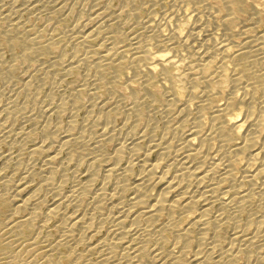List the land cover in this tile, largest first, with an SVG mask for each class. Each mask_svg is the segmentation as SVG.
<instances>
[{
  "label": "bare ground",
  "instance_id": "obj_1",
  "mask_svg": "<svg viewBox=\"0 0 264 264\" xmlns=\"http://www.w3.org/2000/svg\"><path fill=\"white\" fill-rule=\"evenodd\" d=\"M244 2L245 0H174L172 4L174 7L164 20L165 23L149 20L147 35L142 37L135 35L137 31L134 32V36L132 34L135 40L133 46L117 44L119 34L112 33L110 28L104 27V23H98L102 19L98 21L95 17L97 23H94L96 22L94 19L91 20L92 26L81 24L84 22L76 24V31L80 34L77 41L80 44L84 42L85 45L86 41L94 37L104 38L99 46L87 47L85 55L83 52V58L80 57L85 63H89L90 57L94 59L96 74L93 81L101 82L105 71L112 74L110 80L102 82L109 93L108 99L99 101L95 107L98 111L102 110L99 118L96 117L98 118L96 121L101 123L99 135L101 137H97L99 139L87 137L84 132L72 135L68 129V132L65 130V133L59 136L58 145L54 146L53 142L57 138L54 134L50 135V132H55L57 125L48 126L46 123L43 128L44 139L42 138L43 140L33 150L47 152V163L38 171H34L33 167H26L24 176L27 179L34 176L43 177L45 183L33 189L23 200L19 197L20 191L23 190L21 185L13 191L9 186L12 181L10 177H2V169L10 165L13 153H9L11 156L8 154L4 162L5 167L0 168V182L4 180L8 185L2 187L1 184L4 183H0V200L14 205L13 213L24 206L31 208L28 215L20 220L19 231L26 230L42 216L44 226L49 216L56 214L60 217L62 234L61 239L55 242H49L38 234L27 243L24 250L18 245L17 238L9 236L10 230L0 229V239L5 240V244L8 245L7 251L2 252L4 254L1 257L2 261H7L8 264H63L61 257L56 254L63 243L71 242L73 248H77L82 242H89L91 250L98 249L107 258L119 251L120 257L114 260L115 264H264V15L261 13L260 5L252 3L247 22L243 19L246 24L243 23V28L238 32L242 39H234L236 32L229 22L236 19L239 12L243 10L246 12ZM26 6L28 7L29 3ZM14 9L16 10V7ZM4 12L0 9V19L12 16H9L10 11L7 14ZM169 23H174L175 26L170 27ZM258 23L263 24L259 32L254 37L247 36V30ZM39 24L29 19L23 24L8 28L6 26V29L0 26V43L9 48L13 58L9 62L11 57L8 56L6 63L5 57L2 58L4 54H0V78H6L7 82L8 80L11 82L19 72L22 76L27 73L33 74L31 72L33 69L36 70L41 57H52L56 33ZM167 25L170 28L164 31ZM150 43L161 48L155 47L154 50H150L148 48ZM54 62L53 60V65H56ZM125 72L130 73L129 76H125L126 80L124 76L122 77ZM120 77L123 85L119 88L116 83ZM139 85L148 90L142 99L135 93ZM155 86L164 92V102H160L164 104L162 109L165 112L177 111L179 123L175 128L181 130V135L177 137L175 143L167 142L160 137L154 139L148 136V145L141 153L138 149L141 144L138 145V141L139 138L145 137L143 130L141 131L143 134L138 133V136L129 132L123 137L122 135L115 137V120L110 116L115 114L112 112H118V108L123 104V98L130 90V94L127 95L132 96V99L129 98V105L125 102L128 106H123L122 111L127 118L131 114L137 117L143 102L154 95ZM37 87H40L39 84ZM89 90L90 98L93 99L97 93L96 88L91 87ZM35 91L37 92L38 88ZM80 95L78 92L72 97L60 96V107L67 102L77 106ZM12 100L6 104L0 102V142L4 140L7 132L12 130L6 125L7 119L4 121L2 117L4 111L10 113L15 109ZM20 105L17 107H21ZM32 105L34 108L35 104ZM71 105L73 109L74 105ZM91 106L89 105V114L93 109ZM205 109L209 111L207 123L203 120ZM48 113L50 115V111ZM168 114L170 117V112ZM72 116L70 117L74 119V115ZM49 117L51 119V116ZM11 121L15 123L14 119ZM186 124L188 126L184 129ZM83 125L86 126L85 123ZM25 131L30 134L28 132L30 130ZM235 136H239L240 141H235ZM103 139L116 143L111 155L105 153ZM153 149L156 150L155 159L150 157V151ZM64 150L69 154H67L69 157H66L68 161L58 162L60 153ZM74 151L77 152L79 159L80 155L90 156L88 175L83 179V183L60 196L67 176H62L58 183H54L52 178L58 171L63 173L68 163L72 161L71 153ZM126 151L129 153L128 158L125 157L128 160L121 167L118 162ZM240 159L243 162L240 166L241 175L236 176L234 164ZM105 161L106 165L103 164ZM49 163L53 165H50L51 173L47 175L45 171ZM134 164L139 166V172L131 181H127L126 176ZM100 166L104 172L102 185L92 191L93 208H86L83 213L80 207L87 198H83V195L92 189L91 183L97 179L95 172ZM118 171L124 176L123 179L117 180L115 176L113 188L107 190L106 182ZM44 189L52 190L56 194L54 202L46 212L39 210L46 197ZM126 192L128 196L125 195ZM85 203H88L87 200ZM214 205H218V210L212 216L209 212ZM105 207H109L104 214L107 220L111 219L112 225L107 228L105 235L101 237L99 234L100 237L95 238L100 226L102 227L100 224L102 219L95 224L94 213ZM226 211L227 214L224 216ZM257 212H260L261 218L254 220L253 230L248 231L245 225L239 226L238 220L242 215L246 216V224L249 225L252 216L254 214L256 216ZM225 218L233 225V236L226 241L227 243L222 244L219 227ZM167 230L172 233L170 240L165 237ZM152 243L155 244L154 247H151ZM74 264L93 262L89 258L85 261L84 256L80 254L75 258Z\"/></svg>",
  "mask_w": 264,
  "mask_h": 264
},
{
  "label": "rangeland",
  "instance_id": "obj_2",
  "mask_svg": "<svg viewBox=\"0 0 264 264\" xmlns=\"http://www.w3.org/2000/svg\"><path fill=\"white\" fill-rule=\"evenodd\" d=\"M173 1L174 0H161V1L157 0L156 2L153 0H2V1L0 0V7H1L0 9L3 12L6 11V12H4L6 14H7V12L10 11L9 16L12 15L10 18H8V16H7V17H3L2 19H0V26H2V28L6 29V26L8 28V27L14 26L16 24H23L24 22H26L29 19H33V20L37 21L38 23H40L39 24L40 26L46 27L48 30H50V32H53L54 34L56 33L55 34V48L56 49L55 48L53 49V53L51 55L52 57H49V58L41 57L40 60L43 59V61H41V62H40V60L38 61L40 64L38 63L39 66L37 65L38 69L37 68H36V70L33 69V71L31 72L33 74L27 73L25 76H22L21 72H19L17 75L18 76L20 75V77L21 76L22 77L20 78L17 76L15 78L16 82H15V80L14 81L12 80L11 81L12 83L9 80L7 82L6 78H4V79L0 78V88H1L0 89L1 90L0 102L3 104H6L11 99H13L14 101L12 100V104H13V107L15 109H13L12 111L15 110L14 112H16V113H14L11 111L10 113H8V112L6 113L4 111L2 113V117H3L4 121H6V119H7V121H6L7 127L8 128L11 127L10 130L11 129L12 130H11V132L8 131L7 132L8 136L6 134V136L3 138L4 140H2L0 142V157H1L0 158V168L5 167L6 164L4 162L7 160L8 154L13 153L12 156L9 154V156L12 157V158L10 157V165H7L9 167L6 166V168L2 169V171H3L2 177L3 178L10 177V179L12 181H11V184L9 186L12 188L13 191L16 190L15 188L18 185L19 186L21 185V188H23V190H21L19 193V197L21 200H23L24 197H26L31 191H33V189L40 187V186L44 185V183H45V181L43 180V177H37V176L33 177L32 176L33 178L28 177V179H29L28 180L27 178H24V176L26 175L25 173H26L27 168L33 167L34 171H38L42 168L41 166L44 165V163H47V161H46L47 155H48L47 152H42V151L37 152V151L33 150L35 148V146L37 144H39L44 139L43 138V135H44L43 128L46 125V123H48V126H53L51 124L57 125V130L55 132H52V133L50 132V135L54 134V137L56 136V138H57L56 139L57 141L55 140L53 142L54 146L58 145L59 136L65 132H68V131L72 135H74V134L76 135V133L84 132L85 134H87V137L92 136V138H95V139H99L101 137V136L99 137L101 123L96 121V120L99 118V116H100L99 113L102 112V110L99 109V111H98V109L95 107L97 106L99 101H101V100L103 101L105 99H108L109 93L106 90L105 84L104 83L102 84V82L105 80L106 81L110 80L112 74L110 75L109 71H105L102 74L103 75L102 77L104 79L102 78L103 80L101 82L100 81H93L94 80L93 78H95L94 76L96 74L95 73L96 71L94 69L96 66H94V64H93L94 59L90 57V59L88 61L89 63H87V62L85 63L82 60V58L85 55L86 50L88 49L87 47L93 48V47L99 46L100 44H102L104 38L102 36L101 37L98 36V37H94L93 39H91L89 41H86L85 45H84V42H81L82 44H80V42L77 41L78 35H80L76 31L77 25H79L81 22H84L81 24L86 23L87 26H90V25L92 26V21H94L96 18H97L96 20H98V21L102 19L98 23H101V22L104 23V27L107 26L108 28H110L109 30L112 31V33L116 32L119 34V37H117V39H116L118 41L117 44L122 45V46L124 44H125L124 46H126V45L127 46H133L135 43V40L132 38V34L134 36V32L137 31V34L135 33V35H139V36L141 35V37L144 35H147L148 31H149V28H148L149 20L160 21L161 24H163V22L165 23L166 21H164V20H166V17H168L167 16L168 13L174 7V6H172ZM31 2L32 3L34 2V3L32 4ZM27 3H29L28 7L26 6ZM252 3L259 4L260 8H261L260 9L261 13H262V15H264V10H263L264 9V0H247V1L245 0L244 8H245L246 12H244V10L242 12H239L238 17L236 19H232L229 22V25L236 32L234 35V39H236V40L242 39V36L238 32L241 30V28H243V26H244L243 23H245L244 21L247 22V19L249 16L248 13L250 10V5ZM14 4H15V6H14ZM15 7H16V10L14 9ZM29 7H30V9H29ZM11 9H12V12H11ZM22 9H23V11H22ZM14 10L16 11L15 13H14ZM21 14H22V16H21ZM18 15H20V17ZM31 15H33V16L31 17ZM33 17H35V18H33ZM104 17H106V18L103 19ZM4 18H6V19H4ZM243 19H244V21H243ZM94 23H97V21ZM169 24L168 25L170 27L175 26V25L173 26L174 23H169ZM48 25L50 28L48 27ZM168 25L165 27L164 31H168L167 28L168 29L170 28ZM262 25L263 24L258 23L255 26H251L247 30L246 35L247 36L249 35L250 37H254L259 32V30L262 28V27H260ZM51 29H52V31H51ZM70 29H72V30H70ZM183 30L185 31L184 26H183ZM120 32L122 33V35ZM75 33H77V34H75ZM64 34H67L69 36L64 35ZM120 39L122 40V42H120ZM244 40H245V38H244ZM74 41H75V43H74ZM1 46H2V48H4V47L5 48L2 49ZM72 46H74V47H72ZM58 47L61 48L60 49L61 52L58 49ZM155 47H156V49L161 48L160 46H155L154 43L148 44V48L150 50H154ZM65 52H66V54H65ZM83 52H84V55H83ZM75 53H76V55H74ZM0 54L1 55L4 54L2 56V58L3 57L6 58V59L4 58L6 63L8 62V56H9V58L11 57L10 58L11 60L9 59V62L12 61V59H13L9 48L7 46L1 44V43H0ZM80 57H82V58H80ZM79 59L81 61H79ZM53 60L56 62V65H53ZM51 61H52V63H51ZM55 62H54V64H55ZM89 66H91V67H89ZM87 73L88 74L90 73L91 75L92 74L93 75L91 76V75H88ZM32 75H34V76H32ZM127 75L129 76L130 73L125 72V75L122 74V77L124 76L123 77L124 80H126L125 76H127ZM85 76H87V77H85ZM28 77H30L29 78L30 80L27 79ZM122 77H120L116 83V85L118 87L119 86L121 87L123 85L122 84L123 83ZM119 80H121V81H119ZM22 81L26 84L24 85V83ZM84 82L87 85H85ZM38 84L40 87H37ZM88 85H90L91 87H94V89L96 88L97 93L94 95L93 99H91L92 97L90 98L91 95H90L89 88H91V87ZM27 86H28V88H27ZM37 88H38V91L36 92L35 90H37ZM158 89H159V87H157V86L154 87V95H152L150 97V99H148L146 102L145 101L143 102V104L140 106L139 113H138L139 115L137 117H135L134 114H131L127 118L125 116V114H123V111H122L125 106L127 107L130 104V99H132V96H130V97L128 96L130 94V90L127 91L128 95L126 94V97L123 98V104H121L120 107L118 108V112L117 111L112 112V114L115 113L116 115L114 114V115L110 116V117H112L111 119L115 120V122H114V125L116 127L114 130L115 137H121V135L123 137L125 134H129V132L130 133L133 132L136 136H138V133L140 135V134H143V132H144L145 137L139 138V141H138V145L141 144V145H139L140 147H138L139 152H141V153L143 151H145V149L148 145L147 143H148L149 137L154 138V139H159V137H160V139H163L167 142L175 143L181 135V133H180L181 130H177L175 128L177 126V124L179 123V117L177 115V111H175V112L169 111L170 115H171L169 117V114H168L169 112H165L163 110L164 104L160 103V102H164L163 101L164 100V92H162ZM78 92H79V94H81L80 95L81 98H80V101L78 102L79 104L77 103V106L72 104V102H69V103L67 102L64 106L60 107V105H59L60 100H61L60 96L66 95L63 97H70V96L72 97V95H76ZM135 93H137L136 96H138L139 99L140 98L142 99L148 93V90L146 88L142 87V85H139L136 87ZM51 95H52V97H51ZM57 101H59V102H57ZM81 101H82V103H80ZM13 102H16V103H13ZM33 102H35V103H33ZM125 102L128 105L125 104ZM70 103L74 106H72ZM32 104H35L34 108H33ZM19 105L21 107H17ZM70 105L73 107V109L70 107ZM89 105L93 106V109H92L90 114H89L90 111L88 112ZM67 106H68V108H67ZM143 106H145V107L148 106V107L145 108ZM121 107H122V109H121ZM42 108H44V109H42ZM94 108H95V110H94ZM37 109L39 112L36 111ZM75 109H76V113H75ZM57 110L59 111L58 112L59 114L56 112ZM145 110H147V111H145ZM150 110H151V112H150ZM46 111H48V112L50 111V115L48 112H47L48 113L47 114ZM61 111H62V113H61ZM35 112H36V114H35ZM71 112H74V114L73 113L71 114ZM147 112H149V113H147ZM146 113H147V117H146ZM203 113H204L203 117L205 118V119L203 118V120H204V122L207 123L208 118H209L208 117L209 111H207V109H205L203 111ZM5 114L8 116V118H7V116H5ZM72 115H74L75 120L70 117ZM164 115L165 116L168 115V116L164 117ZM4 116H5V118H4ZM49 116H51V119H49L50 118ZM96 117H98V118L96 119ZM86 118H87V120H86ZM91 118H92V120H91ZM13 119L15 120L14 121L15 123H12L13 121H11V120H13ZM47 120H49L50 122ZM71 120H73V121H71ZM93 120H95V121H93ZM69 121H71L70 124H69ZM89 121H91L92 123ZM157 122H158V124H157ZM11 123H12V125H10ZM84 123L86 126L83 125ZM62 124L65 127H63ZM68 125H70V126H68ZM146 125H147V127H146ZM20 126H21V130H20ZM82 126H84V127H82ZM187 126L188 125L186 124V126H184V129ZM143 128L145 129V131ZM153 128H155V129H153ZM26 129L30 130V131H28L30 134L26 133L27 132V131H25ZM148 129H150V130H148ZM79 130H81V131H79ZM142 130H143V132L141 133ZM173 130L175 132H173ZM150 131L153 134H155L154 136L157 138H155L153 135H150V134H152ZM89 133H90V135H89ZM118 133H119V135H117ZM235 134L238 135L237 133H235ZM26 136H28V137H26ZM19 137L21 139L24 137L22 140H24L25 138H27V139H25L24 141H22V140L19 141L20 140ZM97 137H99V138H97ZM235 137H236L235 141H240L239 136H235ZM144 139L145 140L147 139V140L145 141ZM11 140H13L14 142H12ZM21 142H23V143H21ZM102 143H103V148L105 147L104 151L106 150L105 153L107 155H111V153L114 152V149L116 147V143L114 141H107L105 139H103ZM66 152L67 151L64 150L63 152L60 153L59 160H57L58 162H60V161L67 162L68 161L66 157H69L68 156L69 154H68V152L67 153ZM74 152L71 153V158L73 156L72 161L70 163H68V166L63 171V173L58 171L54 175V178H52L54 183H58L61 181L62 176H64V175L67 176L66 177L67 182L64 183V185L62 186V188H61L62 192L59 193L60 196H62L63 194H66L69 190H72L73 188H75L79 184L83 183V179H85V177L87 178V175H88L87 174L88 168L91 164L90 156L88 154H84V155L79 154L81 156V158L79 159L77 152H75V154H73ZM124 153L125 154H123L122 158L118 162V165L121 167L124 166V164L128 160L127 158H128L129 153L127 151ZM125 157H127V158H125ZM150 157L152 159L156 158V150L153 149L150 151ZM15 158H17L19 160L15 159ZM31 158L33 161L29 160ZM76 160H77V162H79L78 164H77V162H75ZM27 162H28V164H27ZM32 162H34V164ZM53 163H49V165L46 167L45 172L47 175H49L51 173L52 168L50 165H53ZM106 163H107V161H105L103 164L106 165ZM25 164H27V165H25ZM242 164H243L242 159H240V161L238 160L235 162L234 173L236 176L241 175V170H240L241 167L240 166H242ZM132 167L133 168H131L130 172L126 176V179H128L127 181H131L133 179V177H135L139 172L140 168L138 165L134 164ZM12 169L13 170L16 169V171H13ZM219 169H221V166ZM10 172H12V173L10 174ZM75 173H76V175H74ZM116 173H117L116 175L113 174V176H112L113 178L109 179L106 182L105 186L107 187L106 188L107 190H111L113 188V184H114L113 180H116V177H117V180H119V178H120V180L123 179L124 176L121 175V173L119 171ZM236 173H238V175ZM5 174H7V175L9 174V175L7 176ZM95 174H96L95 179L96 178L97 179L91 183L92 186H90V189L91 188L92 189L90 191L85 192L83 195V198H86V197L88 198V199L86 198L85 201H83V205L80 207V210L83 213L85 212L86 208H89V209L93 208L92 207L93 206V199H92L91 194L93 193L92 192L93 190L98 189L102 185L103 178H104L103 177V174H104L103 167H101V166L97 167ZM71 175H72V177H71ZM30 179H31V181H30ZM27 180L29 181V183ZM257 180L259 182V179H257ZM0 183H4V184H1L2 187L8 186L5 184L4 180H3V182H0ZM18 183H21V184H18ZM22 185H23V187H22ZM224 185H226V184H224ZM46 188H48V185H46ZM13 191H10V192H13ZM44 191H46V192L44 193ZM43 193H44V196H46V197H45V201L40 204L39 210L46 212L48 209H50L51 204L54 202V200L56 198V194L54 191H52V190L49 191L47 189L46 190L44 189ZM126 193L127 194H125V195L128 196V192H126ZM86 200L88 203H85ZM13 206L14 205L9 204V202H7V201L0 200V229L10 230L9 236H11L13 238H17L16 241H17L19 246H22L23 248L26 247L27 243H29L38 234L43 239H47L49 242H52V241L55 242L56 240L61 239L60 237L62 234V228L60 226V217L58 215L51 214V216H49V219H47V221H46L47 224L45 223L44 226H42V223H43L42 217L43 216L41 218H37L33 224H31L29 227L26 228V230L19 231V228L21 230V227H19L20 220L28 215L31 208H29L28 206H24L23 208H21L16 213H13ZM108 208L109 207H107V208L105 207L101 211H97L98 213L101 212L102 215H100V213H99L100 216L98 215L97 212L94 213L95 214L94 215V223L95 224H98V222L101 219L104 220V222H102V220L100 221V224L102 225V227L100 226V230L97 233V235L95 236V238H98L100 236L102 237L103 235H105L107 228H109L112 225L111 219L107 220V218L104 214V213H106ZM217 210H218V205H214L211 209V212H209V213L212 216H214L217 213L216 212ZM226 214H227V211L225 212L224 216H226ZM244 216L245 215H242L240 217V219L238 220V223H239L240 227H244V225L247 226L248 231L253 230L252 228L255 225L254 220L257 218H261L260 212H257L256 216L254 214L252 216L250 223H248L249 225H247L246 224L247 218H246V216L245 217ZM141 222H144V221H141ZM212 227H213V225H212ZM219 230H220V234L222 236L221 237L222 244L227 243L233 236V225L230 222L226 221V218H225L223 220L221 226L219 227ZM168 231L169 230H167L165 232V237L167 240H170L172 238V233H170L171 231L170 232H168ZM99 234H100V236H98ZM154 246H155V244L152 243L151 247H154ZM7 249H8V245L5 244V240L0 239V264H8L7 261H2L3 259H1L2 255H4L2 252L7 251ZM24 250H25V248H24ZM56 254H57V256L61 257V261L63 264H74L75 258L80 254H82L84 256L85 261H87L88 258L90 260H92L93 264H115L116 262L114 260H116L118 257H120L119 251H117L116 253H114L113 256H110L109 258H107V256L103 252H101L100 250H98V249L91 250L89 242H82L80 245H78L77 248H73V244L71 242L70 243H63L62 246H60L58 248V250L56 251ZM263 259H264V257H263Z\"/></svg>",
  "mask_w": 264,
  "mask_h": 264
}]
</instances>
